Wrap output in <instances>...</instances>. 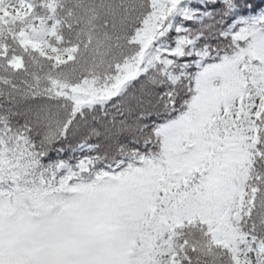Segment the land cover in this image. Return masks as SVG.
Segmentation results:
<instances>
[{
	"label": "snow or ice",
	"instance_id": "snow-or-ice-1",
	"mask_svg": "<svg viewBox=\"0 0 264 264\" xmlns=\"http://www.w3.org/2000/svg\"><path fill=\"white\" fill-rule=\"evenodd\" d=\"M0 264H264V0H0Z\"/></svg>",
	"mask_w": 264,
	"mask_h": 264
}]
</instances>
